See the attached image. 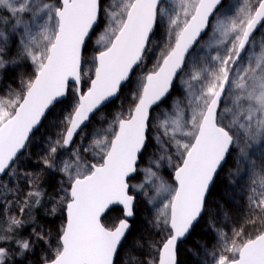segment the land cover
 Masks as SVG:
<instances>
[{
    "label": "snow or ice",
    "instance_id": "6c2138e0",
    "mask_svg": "<svg viewBox=\"0 0 264 264\" xmlns=\"http://www.w3.org/2000/svg\"><path fill=\"white\" fill-rule=\"evenodd\" d=\"M159 3L160 0H120L107 13L109 24L97 40L98 55L92 58L94 78L88 76L85 92L80 87L82 63L88 62L84 56L86 42L103 10L101 0H58V5L36 4L35 0H0V25L11 24L14 29L22 26L28 39L22 40L17 55L30 59L33 65V75L24 82L23 93L15 99H0V173L9 168L46 113L63 104L71 93L73 103L64 118L62 139L50 147L52 158L43 160L49 168L56 166L57 145H70L90 114L117 95L122 83L141 62L157 20ZM220 3L221 0H181L185 19L181 22L179 15L170 18L174 42L168 51L161 53L158 70L146 76L135 97L137 102L127 118H117L111 138L95 141L101 149L100 160L85 165V170H78L75 175L69 171L70 165L64 164L61 170L68 174L70 181L65 189L66 219L54 254L42 264H118L120 250L127 243L129 218L135 215V196L131 192L134 187L143 188V185H131V180L138 171V160L147 150L149 108L168 92L173 77L184 66L185 55ZM25 17L30 23H25ZM37 17L43 20L39 25V40L31 35V23ZM262 22L264 0H258L254 8L245 4L236 19L220 25L221 35L232 37L231 48L223 56L214 58L218 67L209 75H204L205 69L192 75L194 80L199 81L203 76L206 81L197 98L202 106L193 111L190 121L182 123L177 118L171 121L170 128L167 121L162 125L165 135L171 133L170 139L180 159L174 168L175 186L161 185L170 199L160 213L162 219L156 222L165 226L166 235L160 241L154 264H177V243L190 234L194 223L205 213L209 188L232 151L237 152L238 162H243L251 143L259 142L264 149V54L257 58L255 67L241 68L230 79L232 66L240 59L252 31ZM7 43V31H0V68L7 63ZM226 85L240 90L236 96L237 110H224L232 114L227 125L223 123L224 116L218 119L217 113ZM241 100L248 101L246 109L239 104ZM189 123L190 128L185 130ZM177 133L188 137V141L177 139ZM39 195L38 191L29 193V197ZM256 206L264 213V199ZM112 213L119 216L109 226L104 220ZM21 225V220L12 217L8 226L0 230V264H7L13 254L23 257L32 251L30 239L16 236V229ZM235 235L239 237L243 233ZM36 238L44 240L45 236L37 233ZM136 247L142 245L137 241L133 251ZM225 250L231 255H221L217 264H264V231L239 243L232 239ZM134 260V256H129L127 264H133Z\"/></svg>",
    "mask_w": 264,
    "mask_h": 264
},
{
    "label": "trees",
    "instance_id": "16d2710c",
    "mask_svg": "<svg viewBox=\"0 0 264 264\" xmlns=\"http://www.w3.org/2000/svg\"><path fill=\"white\" fill-rule=\"evenodd\" d=\"M44 2L58 5V0H35L36 4ZM252 2L253 0L223 1L214 13L208 30L188 55L170 95L152 110L147 133V150L139 159L135 179L131 180V185H143V188L134 187L131 192L135 196V215L126 238L127 243L120 250L118 264H127L129 256L135 257L133 264H152L153 246L160 245V241L166 235L165 226L162 223H156L158 218L162 219L157 208L164 201V194H168L167 191L164 193L161 190V185L172 187L170 172L175 159L179 158L175 143L170 139L171 133L165 135L162 125L167 121L170 128L171 121L177 118L182 123L189 121L193 111L199 110V103L196 101L204 88V81L203 79L194 80L192 75L199 69L206 70L211 65V57L226 50L225 43L229 37H223L218 28L222 23L226 25L232 19H236L245 4L252 7ZM101 3L103 10L84 52L88 62L82 64L83 78L87 68L91 73L94 72L92 58L100 48L97 40L104 33L110 20L107 15L109 12L107 0H101ZM177 15L181 22L185 19L181 0H164L161 3L155 30L140 65L135 68L129 80L121 87L118 97L91 118L70 147L65 148L57 145L55 167H47L43 160L45 157L52 158L49 153L50 147L62 139L61 136L58 137L59 135H52V132L58 130L63 118L71 111L69 105L73 102L70 94L64 99L63 104H57L54 109H50L40 127L30 137L22 154L17 157L5 175L0 177V230L8 226L10 218L15 217L22 221V225L16 229L17 238L32 241L31 252L23 257L13 254L8 258L7 264H42L45 258L54 254L61 227L65 222V189L70 183L68 174L61 169L67 163L70 165L69 171L75 175L78 170H85V165H91L100 160L101 149L96 147L95 141L110 139L117 126V118L121 116L126 118L129 115L136 101L134 99L131 103V95L135 97L138 95L146 76L153 72L162 60L161 53L168 51L174 42V29H172L169 20ZM25 23H30L27 17H25ZM42 23L43 20L39 17L35 19L34 23H31V35L35 36L37 40H39V25ZM4 30L8 34L5 55L7 63L3 68H0V99L8 100L15 99L17 95L23 93L24 82L33 75V65L30 59H21L17 55L22 40L28 39V36L23 33L22 26L20 29H14L11 24L0 25V31ZM263 40L264 37L257 34L254 44L257 43L261 46L264 43ZM231 75L232 73L230 79H232ZM87 87V80H82V90L84 91ZM238 94H240L238 89L227 90L219 113L222 111V106L237 110L236 96ZM239 104L245 109L248 106L246 100H241ZM230 115L232 116L231 113ZM241 118L244 120L243 116ZM187 128H189V124L186 125L185 130ZM176 138L183 142L188 140V137L179 133ZM246 151L248 157L243 162H238L239 157L236 153L233 176H231L230 168L232 153L219 171L208 193L205 213L202 214L188 238L178 246L177 264H199L196 253L209 238V233L205 231L206 219L209 215H214L213 212L217 210L216 207L221 202L231 203L244 194L245 185L242 179L244 172L249 168L250 157L264 154V149L260 148L259 142L251 143V147H248ZM77 164H79V168ZM149 169L151 173H155L154 176L149 173ZM36 191L41 193L39 197H29L30 192ZM38 199L39 203H35L34 201ZM118 216L119 213H112L105 218L104 222L110 226ZM228 216L231 224L240 232L254 226H259L261 231L264 228V216L251 218L241 208L230 207ZM37 233L44 235L45 239L38 240ZM137 241L142 247H136L133 251ZM8 243L11 244V241ZM12 248H15L14 244H12Z\"/></svg>",
    "mask_w": 264,
    "mask_h": 264
},
{
    "label": "rangeland",
    "instance_id": "374dc122",
    "mask_svg": "<svg viewBox=\"0 0 264 264\" xmlns=\"http://www.w3.org/2000/svg\"><path fill=\"white\" fill-rule=\"evenodd\" d=\"M119 2H120V0H107L108 11L110 12L115 5L119 4ZM252 3H253L252 7L254 8L258 4V0H253ZM104 7H105V4H104ZM257 34H261L264 37V23L259 28V30L255 33V35L251 38L244 55L241 57V59L239 60L237 65L234 67L232 75H231L232 79H234L236 77L237 73L242 68V66H244L243 68L255 67V63H256L257 58L260 57L262 54H264V43H262L261 46H259L257 43H256V45L254 44V39H255V36ZM231 40H232V37L229 36V38L227 39V42L225 43L227 45L226 49L231 48ZM99 47H100V45H99ZM224 54H225V51L222 52L221 54L216 53L215 55H213L211 57V65L208 68L206 67L207 71H206L205 75H209L212 71L215 70L216 67H218V61H216L214 58L217 55L223 56ZM199 67H201V66H199ZM86 73L88 75H83L84 78L82 77V80L83 81L87 80V83H88V76L93 77V71L91 73V71L87 68ZM202 79H203V76H202ZM203 81H204L203 83L205 85L206 81L204 79H203ZM81 84H82V82H81ZM232 88H234V87H228L227 90L231 91ZM70 96H71V93H70ZM134 99H135V96L131 95V98H130L131 103L134 101ZM196 102L199 103V105L201 106L202 101H199L197 99ZM247 103H248V101H247ZM224 110H225V106H222V111L219 113L218 119L220 118L221 115H223L224 116L223 123L225 125H227L232 120V116L230 115V113H225ZM190 118L191 117H189V121H190ZM240 119L243 121V119L241 117H240ZM190 126L191 125L189 123V128H190ZM64 128H65V123H64V118H63V122L60 123L58 130L55 132H52V135H54V136L59 135L58 137H60V136L62 137V134L65 131ZM233 130L235 131V129H233ZM74 140H73V142H74ZM73 142H72V144H73ZM65 148H68V147H65ZM236 153L237 152L235 150H233L232 151L233 157L230 159L232 161V164L230 165V168L232 171V173L230 172L231 176H233V168L235 167V164H236V161H235ZM179 159L180 158L175 159L174 165H173L172 170L170 172L172 187L175 186V183L172 181V175L174 173L175 166L179 163ZM250 160L251 161L249 163V168L246 169V171L244 172L243 179H242V181L244 182V185H245L244 194L241 195L240 197H238L236 200L231 201V203L230 202L226 203L225 201L221 202V204L218 203L219 205H218V207H216L217 210H215V212H213L214 215L213 216L209 215L208 218L206 219L205 231L207 233H209V238H208L207 242H205V244L203 246H201L199 251L196 253L197 254L196 257H198L199 264H217V260L219 259V257L221 255H226V256L231 255V253H229L225 250V245L227 244L230 247V241L232 239H236L237 243H239L241 240L247 239L250 236H254L259 231H261L259 226H254V227H251V228L243 231L242 232L243 235L237 237L235 235V233L240 232V231H238L231 224V222L229 220V216H228V209L230 207H237V208L243 209L244 211H246L247 215L251 218H253L254 216H264V213H261V210L256 206V203L260 199H264V183H261V181L264 180V154L263 155L261 154L260 156L253 155L252 157H250ZM161 190L164 193H166V191H164L163 188ZM40 195H41V193H40ZM164 196H165L164 201L157 208V211L159 212V214L163 211L164 205L167 204L168 200L170 199L169 194H167V195L164 194ZM134 209H135V201H134ZM159 247H160L159 244H155L153 246L152 264H154V261L156 259H158L156 257L158 254L157 252L159 250ZM193 257H194V254H193Z\"/></svg>",
    "mask_w": 264,
    "mask_h": 264
},
{
    "label": "water",
    "instance_id": "95a60500",
    "mask_svg": "<svg viewBox=\"0 0 264 264\" xmlns=\"http://www.w3.org/2000/svg\"><path fill=\"white\" fill-rule=\"evenodd\" d=\"M163 1H164V0H160V3H159V5H158V9H159V7H160V5H161V3H162ZM223 1H224V0H221V3H220L219 5H217V7L213 10L212 14L209 16L207 26H206V27L204 28V30L200 33V35L197 37V39H196V41L194 42L192 48L189 49V52L185 55V61H186L188 55L190 54V52L193 50V48L196 46V44L199 42V40L203 37V35H204V34L206 33V31L208 30L209 23H210V21H211L213 15H214V13H215V12L217 11V9L221 6V4L223 3ZM158 9H157V13H158ZM99 18H100V17H99ZM98 21H99V19H98ZM97 23H98V22H97ZM263 23H264V22H262V24H263ZM262 24H258V25L255 27V29L252 31V34H251V36L249 37V42H250L251 38L255 35V33L259 30V28L262 26ZM95 27H96V26H94V29H95ZM155 27H156V23L154 24V27H153V31H152V33H150V38H151V35L153 34V32H154V30H155ZM92 32H93V31H92ZM92 32H90V36H91ZM88 40H89V39H88ZM88 40H87V42H88ZM149 41H150V40H149ZM87 42H86V44H87ZM249 42H248V44H249ZM148 43H149V42H148ZM248 44H246L245 49L241 52V57L244 55V53H245V51H246V49H247ZM147 46H148V44L146 45L145 51H146V49H147ZM145 51H144L143 54H142V58H143V55H144ZM96 55H98V53H97ZM241 57H240V59H241ZM240 59H238V60L236 61V64L232 66L233 69H234V67L237 65V63L239 62ZM141 61H142V60H141ZM185 61H184V65H185ZM140 63H141V62H140ZM140 63L134 67L133 71L135 70V68H136L137 66L140 65ZM161 63H162V60L160 61L159 65H158V67L156 68L155 71L158 70V68H159V66H160ZM183 67H184V66H182V68H181L180 70H178L177 74L173 77V81H172L171 86L169 87L168 92H167V93H166V94H165V95H164L159 101H157L155 104H153V105L149 108V120H150V115H151L152 110H153L154 108L158 107V106H159L162 102H164V101L166 100V98L170 95V93H171V91H172V88H173V85H174V83H175V80H176V78L178 77V75L182 72ZM153 72H154V71H153ZM132 73H133V72H132ZM132 73H131V74H132ZM151 73H152V72H150L149 74H151ZM131 74H130L129 78L131 77ZM149 74H148V75H149ZM93 78H94V72H93ZM128 80H129V79H128ZM128 80L124 81V82L122 83L121 87H122V86H123ZM144 82H145V81H144ZM80 87H81V90H82V84L80 85ZM226 90H227V85L225 86V92H224V93L222 94V96H221L220 104H219L218 109H217V113H218V115H219V111H220L221 103H222L223 98H224V96H225ZM84 91L86 92L87 89L84 90ZM119 92H120V91H119ZM119 92L117 93V95H116L115 97L110 98V99H109L108 101H106L103 105H101V107H100L99 110H97V111H95L94 113L90 114L89 120L85 121L84 124L81 125V129H79V130L77 131V133L74 135L73 140H74L75 137L78 135V133H79V132H80L85 126L88 125V123L90 122L91 118H92V117H93L98 111H100L103 107H105L107 104L111 103L112 101H114V100L118 97ZM64 99H65V98H64ZM136 102H137V101H136ZM49 111H50V110H49ZM47 114H48V113H46V115H47ZM44 119H45V118H42L41 123L43 122ZM148 123H149V121H148ZM40 125H41V124H40ZM40 125H38L37 128H35V129L33 130V132L30 133V135H29V139H30V137L33 135V133H35V132L37 131V129L40 127ZM28 141H29V140H28ZM28 141L26 142L25 147H26ZM72 142H73V141H72ZM71 144H72V143H71ZM71 144H70V145H71ZM70 145H68L67 147H69ZM25 147H24V148H25ZM24 148L21 149V151H20L19 153H17V157H18L20 154H22V152L24 151ZM17 157L14 158V160H13L12 162H10L9 168H10V166L13 164V162L17 159ZM226 160H227V159H226ZM138 163H139V160H138V162H137V165H138ZM225 163H226V162H225ZM225 163H224V164H225ZM224 164H223V165H224ZM222 167H223V166H222ZM9 168H8V169H9ZM8 169L5 170V173L8 171ZM220 170H221V169H220ZM220 170H219V171H220ZM219 171H218V173H219ZM5 173H0V177H3V176L5 175ZM135 174H136V173H135ZM135 174H133V175L135 176ZM174 177H175V171H174V173H173V175H172V181L175 183V179H174ZM216 177H217V176H216ZM215 179H216V178H215ZM214 181H215V180H214ZM212 185H213V184H212ZM212 185L210 186L209 191H210ZM208 193H209V192H208ZM207 196H208V194H207ZM206 199H207V197H206ZM202 214H203V213H202ZM201 216H202V215H201ZM200 218H201V217H200ZM200 218L198 219V221L200 220ZM65 219H66V211H65ZM133 219H134V216L131 217V218H129V220H130V228H131V221H132ZM198 221L194 223L193 228H194L195 225L198 223ZM193 228L190 230V233L192 232ZM262 231H264V228H263ZM189 235H190V234H189ZM189 235H187L185 238H182L180 241H178V243H177V249H178V246H179L183 241H185V240L188 238ZM177 262H178V257H177Z\"/></svg>",
    "mask_w": 264,
    "mask_h": 264
},
{
    "label": "bare ground",
    "instance_id": "6f19581e",
    "mask_svg": "<svg viewBox=\"0 0 264 264\" xmlns=\"http://www.w3.org/2000/svg\"><path fill=\"white\" fill-rule=\"evenodd\" d=\"M110 219H111V217H110ZM112 220V219H111ZM250 226V225H249ZM222 237V236H221ZM158 253V252H157ZM156 258H158V255H157V257Z\"/></svg>",
    "mask_w": 264,
    "mask_h": 264
},
{
    "label": "flooded vegetation",
    "instance_id": "af4514ba",
    "mask_svg": "<svg viewBox=\"0 0 264 264\" xmlns=\"http://www.w3.org/2000/svg\"><path fill=\"white\" fill-rule=\"evenodd\" d=\"M97 53H98V52H97ZM97 53H96V54H97ZM135 103H136V101H135ZM135 103H134V104H135ZM98 112H99V111H98ZM98 112H97V113H98ZM126 118H127V117H126Z\"/></svg>",
    "mask_w": 264,
    "mask_h": 264
}]
</instances>
